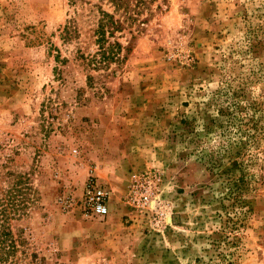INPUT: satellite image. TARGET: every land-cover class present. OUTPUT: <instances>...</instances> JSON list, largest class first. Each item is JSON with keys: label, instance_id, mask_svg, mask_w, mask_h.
Returning <instances> with one entry per match:
<instances>
[{"label": "rangeland", "instance_id": "1", "mask_svg": "<svg viewBox=\"0 0 264 264\" xmlns=\"http://www.w3.org/2000/svg\"><path fill=\"white\" fill-rule=\"evenodd\" d=\"M140 1L0 0L14 264H264V0Z\"/></svg>", "mask_w": 264, "mask_h": 264}, {"label": "built area", "instance_id": "2", "mask_svg": "<svg viewBox=\"0 0 264 264\" xmlns=\"http://www.w3.org/2000/svg\"><path fill=\"white\" fill-rule=\"evenodd\" d=\"M144 185H141L143 187ZM145 192L141 194L139 203L143 206L148 205L150 190L144 187ZM109 191L97 180L91 179L85 185L79 209L83 216L89 220H104L110 215V196Z\"/></svg>", "mask_w": 264, "mask_h": 264}, {"label": "trees", "instance_id": "3", "mask_svg": "<svg viewBox=\"0 0 264 264\" xmlns=\"http://www.w3.org/2000/svg\"><path fill=\"white\" fill-rule=\"evenodd\" d=\"M110 1L118 7H127L130 0H110ZM138 3L140 4V6L146 5L145 0L143 1L141 0ZM104 16H108V15L104 14ZM109 18L111 19L110 24L112 26H115L116 24L113 22V17H109ZM105 26L106 23L101 25L102 35L105 34V29H104ZM118 27L119 26H116V28ZM102 41L103 40H101V42ZM116 46H118V44H116ZM16 243L17 240L14 239L12 230L10 229V226L6 224L5 218H0V264H14L13 261H11V259L14 257V253L16 252ZM231 247H235V242L231 243ZM230 256L231 257L233 256L232 252L230 253ZM227 264H232V263L230 262V260H228Z\"/></svg>", "mask_w": 264, "mask_h": 264}]
</instances>
